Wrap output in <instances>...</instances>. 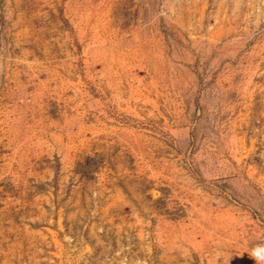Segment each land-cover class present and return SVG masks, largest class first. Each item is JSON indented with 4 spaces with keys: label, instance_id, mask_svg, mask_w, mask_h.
<instances>
[{
    "label": "rangeland",
    "instance_id": "obj_1",
    "mask_svg": "<svg viewBox=\"0 0 264 264\" xmlns=\"http://www.w3.org/2000/svg\"><path fill=\"white\" fill-rule=\"evenodd\" d=\"M264 0H0V264H256Z\"/></svg>",
    "mask_w": 264,
    "mask_h": 264
},
{
    "label": "clouds",
    "instance_id": "obj_2",
    "mask_svg": "<svg viewBox=\"0 0 264 264\" xmlns=\"http://www.w3.org/2000/svg\"><path fill=\"white\" fill-rule=\"evenodd\" d=\"M251 257L256 264H264V244L257 245L251 250Z\"/></svg>",
    "mask_w": 264,
    "mask_h": 264
}]
</instances>
